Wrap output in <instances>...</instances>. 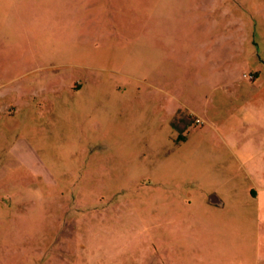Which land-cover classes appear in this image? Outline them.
I'll list each match as a JSON object with an SVG mask.
<instances>
[{
    "label": "rangeland",
    "instance_id": "rangeland-1",
    "mask_svg": "<svg viewBox=\"0 0 264 264\" xmlns=\"http://www.w3.org/2000/svg\"><path fill=\"white\" fill-rule=\"evenodd\" d=\"M261 213L264 0H0V264H264Z\"/></svg>",
    "mask_w": 264,
    "mask_h": 264
},
{
    "label": "water",
    "instance_id": "water-1",
    "mask_svg": "<svg viewBox=\"0 0 264 264\" xmlns=\"http://www.w3.org/2000/svg\"><path fill=\"white\" fill-rule=\"evenodd\" d=\"M211 200L214 202H218V197L216 195H212Z\"/></svg>",
    "mask_w": 264,
    "mask_h": 264
},
{
    "label": "crops",
    "instance_id": "crops-1",
    "mask_svg": "<svg viewBox=\"0 0 264 264\" xmlns=\"http://www.w3.org/2000/svg\"><path fill=\"white\" fill-rule=\"evenodd\" d=\"M250 160V159H249ZM218 201H219V198H218ZM261 215L263 216V214L261 213ZM264 217V216H263ZM263 217H261V218H263Z\"/></svg>",
    "mask_w": 264,
    "mask_h": 264
}]
</instances>
